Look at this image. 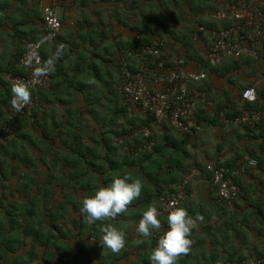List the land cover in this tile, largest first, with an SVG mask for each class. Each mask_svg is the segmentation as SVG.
Returning <instances> with one entry per match:
<instances>
[{
	"label": "crops",
	"instance_id": "obj_1",
	"mask_svg": "<svg viewBox=\"0 0 264 264\" xmlns=\"http://www.w3.org/2000/svg\"><path fill=\"white\" fill-rule=\"evenodd\" d=\"M49 1L50 6L60 13L62 31L55 41L46 42L41 50L42 56L44 54L53 61V68L49 72L52 86L47 91H33L34 94L38 93L36 95L40 97L43 109L37 119L49 132L55 128L57 132L60 127H70V122H73L71 133L66 137L77 135L82 140L89 137L98 139L94 144H97L98 153L105 159L99 165L102 172L99 186L108 184L114 176L125 174L130 179L139 178L143 182L140 198L128 205L127 210L118 214L111 223L125 232L127 239L124 247L114 253L102 246L100 238L78 240L72 236L61 244L69 250L74 248L73 262L69 261L72 264H80L76 260H82L83 264H111L112 260L114 264L139 263L144 254L151 250V245H146L151 236L144 243H138L140 237L135 232L142 212L149 204L159 206L157 184L173 186L182 179H187L190 190L184 208L190 217L197 214L202 217L191 232L197 244L189 264H230L229 261L236 257L264 254V124L256 130H249L234 124L225 125L215 115L218 109H229V113L236 114L243 105L257 104L264 108V61H260L264 57V43L257 60L225 59L216 66H207V46L213 32L217 31L211 28L220 27L211 16L224 0ZM12 4L13 8H17L19 3L14 1ZM156 10L166 20H160L165 25L152 21ZM39 11L42 13V9ZM0 15L3 16L0 21V76L5 83V70L15 65L16 70L21 71L16 56L22 54L23 50L19 39L13 35L15 29L20 34L23 30L30 38L33 35L39 37L43 32V21L35 16L25 23V18L19 17L20 24L12 28V23L6 21V0H3ZM138 39L159 44L167 71L175 69L179 59H185L190 71L208 68L207 79L195 85L208 94V103L201 104L196 110L193 135L182 136L169 122L158 124L151 121L148 126L145 123L148 118H136L140 119L137 120L138 125L143 124L153 130L156 145L159 146L151 161L154 157L172 154L165 155L170 163L159 167L161 171L156 173L151 172L150 161L142 160L137 153L129 163H124L123 156L125 152L128 154L127 150L114 152L107 146V143L114 145L115 134L124 129L123 117L119 113L122 106L119 64L131 43ZM57 48H61L58 55ZM132 62L135 66L139 60L133 59ZM247 89L254 90L256 103L242 100V93ZM6 101V88L0 83V107L5 111ZM39 134H42L40 129ZM50 145L62 151V143L54 135ZM179 147L188 148V161L185 163L176 156ZM189 148H192V153ZM41 155L42 151L36 157L40 158ZM107 156L114 164H106L109 160ZM53 157L51 153L50 158ZM245 158L256 162V165H246L244 173L236 177L241 194L237 204H224L212 188L206 165L231 164L236 169ZM86 168L82 166L83 170ZM41 169L48 170L44 165ZM49 171L59 172V169L51 165ZM53 185L57 189L62 188L60 180L53 182ZM62 198H57V202ZM245 213L251 214L249 221L242 218ZM127 220H131L130 228L121 224ZM41 262L42 258L34 260V264ZM50 263L55 261L50 260Z\"/></svg>",
	"mask_w": 264,
	"mask_h": 264
},
{
	"label": "trees",
	"instance_id": "obj_2",
	"mask_svg": "<svg viewBox=\"0 0 264 264\" xmlns=\"http://www.w3.org/2000/svg\"><path fill=\"white\" fill-rule=\"evenodd\" d=\"M14 1L22 5L28 4V0H6V21L12 23V28L20 24V14V17L25 18V23L32 21L35 16L40 21H43V15L36 6L30 8L28 12H25L27 9H25V7L22 8L19 4L17 8H13L12 3ZM2 4L3 0H0V11ZM159 15L160 12L156 10V13L152 15V21L158 25H165V23L154 19V17H159ZM2 18L3 16L0 15V21ZM222 26L224 25L220 24V27ZM220 27H212L211 30H219ZM15 31L13 35L19 39L22 50L24 49L25 40H37L40 37L33 35L31 36L32 38H30L23 30L21 34L17 32V29H15ZM172 36L175 37L173 34ZM140 43L151 45L154 42L151 43L147 39H142L140 42L134 41L129 46V49ZM20 55L21 53L19 56ZM19 56H16L17 64ZM43 57L45 62L48 63L49 60L44 54ZM159 59L164 61L162 54ZM3 73L21 74L23 72H18L14 65ZM0 83L6 88V98L8 99V102L6 101L7 108L11 104L10 98L12 94L10 89L13 83L8 81L4 83L1 76ZM33 91L34 90H30V97L38 94H34ZM244 107L256 109L260 112H263L264 109L257 104L254 106L243 105L241 110ZM41 111H43L42 108L36 111V122L34 124L30 123L24 115H16V117L11 120L10 131L4 133L3 129L9 126L10 118L7 111L0 107V264H34V260L39 258H42V262L46 264H52L50 263L52 259L55 261L53 264H72L69 259L68 262L66 260V262L62 263V258L65 257L62 254H68L69 251L67 247L61 245L62 242L64 240H69L72 236L78 240L87 237L94 238L95 240L99 239L102 236L100 231L101 225L114 222V219L109 218L104 221H96L89 224L84 220L79 211L82 199L85 196H90L95 189L99 187V176L102 173L99 165L102 164L101 160L105 159L98 153L99 149L96 146L97 144H94V141H98V139L89 137L87 140H82L81 136L77 135L66 137L67 134L71 133L73 122H70V127H60L57 132L55 128L53 132H49L48 128H43L41 121L37 119ZM120 112L123 121L125 119L127 123L124 122V129L115 134L114 145H108L107 143V146L114 152L126 149L128 154L125 153V156H123L124 163H129L130 158L134 156L135 153H137L136 155H139L142 160L151 161V156L154 152L158 151L159 146L157 147L155 144L150 150L138 152V146L142 144L141 137L138 134V128L143 124L138 125L137 120L140 119L129 117L123 106H121L119 113ZM239 113L240 111L236 114L228 112V116H235ZM150 122L151 120H145V123L149 124ZM164 123H168V121ZM168 124L170 125V123ZM262 124H264V118L253 129L245 126L242 127L249 130H256ZM148 126H150V124ZM39 129L42 131L41 135L39 134ZM53 135L54 138L58 137L62 143V151L59 149L56 150V148L50 145V140ZM126 135H130L131 138L126 137L122 145L118 146L119 138ZM67 138L69 140H67ZM31 139L39 142L41 146H44L41 149L42 155L40 158L34 156L30 151V146H34V143H36L31 141ZM26 143L30 144V146ZM51 153L54 154L53 158H50ZM107 159H109L108 156ZM107 163L112 165L114 161L109 159L106 164ZM244 163L245 160L238 165H243ZM42 165L46 166L48 170H50V166L53 165L59 169V172H49L45 175V178L41 177L44 181H40V176L42 175L41 171L38 172V170H42ZM216 165L224 166L228 170L229 175L232 174L235 168H233L231 164L225 165L216 163ZM82 166H86L87 168L83 170ZM42 172L44 173V171ZM148 175H150V173H148ZM209 177L211 179L210 174ZM56 180L61 181L62 188L60 193L61 196H63V198L56 203L57 206L54 204L57 197V188L56 185H53V182ZM183 180L184 179L180 180L173 186L179 185ZM233 181L238 184L236 177H233ZM157 186H159L157 191V197L159 198L162 192V186L161 184H157ZM186 190L189 194L190 190L188 183L186 184ZM240 197L241 194L239 198L232 203L227 201L222 202L229 205L237 204ZM73 213L75 215H73ZM76 230H78V232L75 233ZM209 230H211V228H209ZM190 236L193 243L190 246L189 252L181 255L178 264H189L192 258L193 248L197 243L194 242V237L191 234ZM150 241L152 249V236ZM150 251L144 254L141 261L136 264H149L148 257ZM56 256L59 257V259H57ZM55 257L56 260H54ZM255 257L256 256H251V260L254 262L263 261L264 264V254ZM246 260L247 257L240 256L231 260V262L229 261V263L250 264L249 261ZM111 264H114L113 260Z\"/></svg>",
	"mask_w": 264,
	"mask_h": 264
},
{
	"label": "built area",
	"instance_id": "obj_3",
	"mask_svg": "<svg viewBox=\"0 0 264 264\" xmlns=\"http://www.w3.org/2000/svg\"><path fill=\"white\" fill-rule=\"evenodd\" d=\"M264 0H224L221 7L216 10L211 18L224 25L213 32V37L207 46V66H216L225 59L240 60L243 58L259 59L264 42ZM43 32L37 40H25L23 53L19 56L18 67L21 74H4L5 80L11 83H25L30 90H49L52 86V78L45 68L47 64L41 54L46 42L55 41L61 31L62 22L56 9L52 6H44ZM161 51L159 44H136L130 48L121 60V86L122 106L127 115L132 118L145 117L163 124L168 121L170 125L184 136L193 134V120L197 108L201 104L208 103L207 93L195 85L205 80L208 76V68L195 72L187 68L184 59L177 61L175 69L167 71V65L160 60ZM131 59H138L140 66L133 69ZM37 73H44L37 76ZM242 100L253 102L256 95L253 89H247L242 93ZM41 109L40 97H30V102L20 111H16L11 104L7 107L10 118L8 127H4V133L10 131L11 120L18 114L24 115L30 123L36 122V111ZM229 109L216 110V116L225 125L245 126L255 128L262 121V113L259 110L244 107L239 114L228 116ZM1 118V116H0ZM2 131V132H3ZM141 143L138 152L152 149L155 146V135L148 126L138 129ZM126 135L119 138L118 146H121ZM249 165L256 162L249 161ZM211 175V184L220 201L234 202L240 196V187L234 183L233 177H238L246 170L245 163L240 165L231 175L223 166L209 163L206 166ZM187 180H183L177 186L165 185L159 196V218L161 228L152 235V248L156 246L159 236L167 230L166 217L174 207H184L189 199L186 190ZM191 238V236H190ZM192 240V238H191ZM181 255L178 257V260ZM250 264H263V261H250Z\"/></svg>",
	"mask_w": 264,
	"mask_h": 264
},
{
	"label": "clouds",
	"instance_id": "obj_4",
	"mask_svg": "<svg viewBox=\"0 0 264 264\" xmlns=\"http://www.w3.org/2000/svg\"><path fill=\"white\" fill-rule=\"evenodd\" d=\"M140 41L141 39L137 40V42ZM60 52L61 48H57L56 54L58 55ZM127 52L123 55V57L126 56ZM132 60L133 59L130 60L132 68L137 69L140 66V61L139 63L136 62L134 66ZM45 68L48 71H51L53 68V61L49 60L45 65ZM43 74L44 73H37L36 75L39 76ZM10 91L12 94L10 103L16 111H20L30 102L31 93L25 83L20 82L12 84ZM261 113L263 119L264 113ZM249 161L250 160L246 158L245 165H249ZM142 188L143 182L139 178L130 179L127 174L123 176H114L108 184L97 187L90 196H85L82 199L81 207L79 209L80 214L89 224L96 221H104L109 218L114 219L118 214L125 212L128 205H130L134 200L140 198ZM200 220H202V217L199 214L194 217H190L184 207L172 208L166 217L167 230L159 236L156 246L150 251L148 257L149 264H178V257L189 252L190 246L193 243L190 238V234L192 230L196 228V222ZM160 228L161 220L159 218L158 207L155 203L149 204L142 212V215L135 227V232L140 237L138 243H144L146 238L152 236L153 232L159 231ZM100 231L102 233L100 243L103 247L108 248L114 253L124 247L126 238L124 231L118 230L111 224H102Z\"/></svg>",
	"mask_w": 264,
	"mask_h": 264
},
{
	"label": "rangeland",
	"instance_id": "obj_5",
	"mask_svg": "<svg viewBox=\"0 0 264 264\" xmlns=\"http://www.w3.org/2000/svg\"><path fill=\"white\" fill-rule=\"evenodd\" d=\"M27 5H25V9H27V10H29L30 8H33V7H37V9L38 10H41V9H43V7L44 6H50V1L49 0H28L27 1ZM59 15H60V13H58ZM155 14V13H154ZM153 14V15H154ZM58 15V16H59ZM211 15V14H210ZM20 17V16H19ZM154 19L155 20H161V21H164V22H166V20L165 19H162V17H161V15H159V17H154ZM212 21V20H211ZM214 21V20H213ZM93 38H94V40H96V37L95 36H93ZM263 50V49H262ZM264 56V55H263ZM244 59V58H243ZM246 59H248V58H246ZM251 60H253L252 58H250ZM260 61H264V57L260 60ZM116 98V97H115ZM124 122L125 123H127L126 122V120L124 119ZM174 129V128H173ZM31 141H34V142H36L35 140H33V139H31ZM27 144V143H26ZM35 145L34 146H30V144H27V145H29L30 146V151H31V153L34 155V156H37V153H39L40 154V151H41V149L43 148V146H41L40 145V143L39 142H36V143H34ZM178 152H177V157H179V159H180V161L181 162H183V163H185L186 161H188V159H187V155H188V148H186V147H179V149L177 150ZM189 151H190V153H192V148H189ZM126 153V152H125ZM165 155H167V156H171L172 154L170 153V154H165ZM164 155V156H165ZM154 157V158H152V161H150L149 162V164H152V167H150V169H153L151 172H159V171H161L160 169H159V167H161L162 165L164 166L165 164L167 165V163H170V162H168L167 161V157L165 156V157ZM42 164V163H41ZM149 169V168H148ZM41 171V175L42 176H40V175H38V176H40V181H44L43 180V178H45L46 176V174H48L50 171L49 170H47V169H44V173L42 172V170H38V172H40ZM41 177H43V178H41ZM187 180V179H186ZM60 190L61 189H57V192H56V196H57V198H59V197H61V193H60ZM57 198H56V202H57ZM56 202L54 203V204H56ZM251 214H248V213H245L244 215H243V219H247L248 221H249V216H250ZM121 224L124 226H126V228H130L129 226H131V220H127L126 222H121ZM150 243H151V241L150 242H148V241H146V245H147V247H150ZM62 255H64L65 257L64 258H62L63 260H62V263L63 262H66V260H67V262H68V258H69V260H71V262H72V260H73V255H74V248H72L71 250H69L68 251V254L67 253H64V254H62ZM54 256H55V254H54ZM57 257V256H56ZM56 257H55V260H56ZM61 258V257H60ZM245 258H246V256H245ZM20 259V258H19ZM57 259H59V257H57ZM252 258H251V256H248L247 257V260L246 261H253V260H251ZM53 260V259H52ZM78 263H80V264H83L84 262L82 261V260H76ZM92 263V262H91ZM90 263V264H91ZM65 264V263H64Z\"/></svg>",
	"mask_w": 264,
	"mask_h": 264
}]
</instances>
